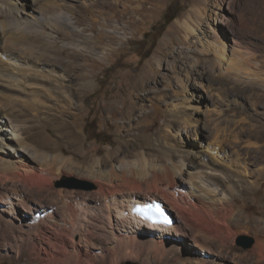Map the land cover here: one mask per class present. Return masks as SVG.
I'll use <instances>...</instances> for the list:
<instances>
[{"label":"rangeland","instance_id":"374dc122","mask_svg":"<svg viewBox=\"0 0 264 264\" xmlns=\"http://www.w3.org/2000/svg\"><path fill=\"white\" fill-rule=\"evenodd\" d=\"M174 4L182 10L149 48L144 33ZM21 7L28 22L16 18L13 9ZM1 24L2 65L21 66L15 87L33 93H23L33 95L29 106L14 103L16 121L25 125L21 141L36 153L27 161L52 169L35 179L11 165L17 154L0 143V264L57 257L47 244L54 231L82 243L78 262L65 264H264V246L253 250L264 234V0H0ZM8 135L0 132L1 140L11 142ZM191 146L214 149L225 170L237 166L258 186L233 191L232 235L209 239L173 209L184 233L170 234L177 240L159 249L146 245L153 231L133 229L145 241L141 247L130 242L126 221L108 224L111 202L124 199L127 206L131 194L123 173L148 161L160 171L177 166L186 178L192 170L184 169L180 150ZM69 177L95 187L57 185ZM102 186L121 190L102 195ZM240 235L254 242L244 248L236 243Z\"/></svg>","mask_w":264,"mask_h":264},{"label":"bare ground","instance_id":"6f19581e","mask_svg":"<svg viewBox=\"0 0 264 264\" xmlns=\"http://www.w3.org/2000/svg\"><path fill=\"white\" fill-rule=\"evenodd\" d=\"M13 11H15L17 13L16 18L19 17L20 20H21V18H25V20L28 22V18L31 17L30 13H24L25 10H23L22 7L20 9L14 8ZM65 19L67 22L71 21V19L68 16ZM4 28H3V25L1 24L0 25V30H1L0 36L1 37H3L6 34ZM211 29H212V27H211ZM75 30H77V29H75ZM213 32H214V30H213ZM221 44L224 46V42L222 40H221ZM219 49H221V48H219ZM219 51H221V50H218L217 52H219ZM221 53H223V52H221ZM223 54L218 55L219 57L217 56L219 60H223L221 58V57H223ZM0 67H3L1 59H0ZM19 68H22V67L17 65V64L11 63V64H8V67L4 66L3 70L0 71V132H2L3 130H7V133L9 135L7 137H5V139L6 138L11 139V142H8L6 140L5 141L1 140L2 139V137H1L0 143L3 145L4 148H6V149L9 148L10 151L15 152L17 154L16 157H14V159H13L14 164H11V165H13V166L17 165L18 167L21 168L22 171H26V170L31 171V173L34 174L33 177L36 179V178H41L42 176H44L43 174H47V172L51 174L50 171L52 168H49V170L47 169V167L45 169L43 167H42V169H40V168L34 169L35 165H31L29 163V161H30V159H32L34 161V159L36 157L35 150H34V152H29V148L21 141V139H22L21 138L22 136L20 135L21 131H22V133H26V131L25 132L23 131V129H24L23 127H25V125H22L21 127L18 125V122L16 121L18 119H16V115L14 114V109H15L14 103L18 100V101L23 102L25 105L29 106L28 102L32 100L31 97L33 95L30 96V100H29V98L24 96L23 93H25L26 95H29L32 92H29L26 89L22 90V88L15 87V81L21 80V77L19 76L20 73L17 70ZM58 78L60 79L59 83L61 84L62 79L60 78V76ZM141 78L142 77L137 79L138 80L137 83L140 82ZM20 90H22V91H20ZM10 91H16L18 93L20 92V93H22L23 97L21 94H19V96L17 98H13V97H9L8 95H5L7 92H10ZM20 98H22V100ZM26 98H28V99H26ZM35 100H37V98ZM1 134H3V133H1ZM2 136L4 137V134ZM0 148H2V147H0ZM170 148H169V151L171 150ZM172 150L174 151L173 148H172ZM176 151H177V149H176ZM180 151H182V152H180V153H182V158H183V159H181L182 165L186 166V167H184V169H186V170L191 169L192 170L190 173L187 171L188 177H186V178L185 177H179L177 175L180 171H182V170H180L179 172H176V171H178L177 166L175 167L176 171H174V169H171V167L165 168V166L162 167V168H164L163 171H162V169L160 171V169H156V168L160 167L159 164H158L159 167L158 166L156 167V166H153L154 165L153 163L152 164L148 163L147 160L146 161L148 164L146 163L143 166H140V169L138 168L136 170L130 171L129 173H127V174H129L128 176H126L125 173L122 174L123 178L128 177L129 183L126 184V187L131 192L129 199L127 200V206L125 204L126 201L124 199H122L121 201L114 200L113 202H111V204H110L111 206L107 208V210H108L107 216H108V224H110V225H113L115 219H120V220L127 222L124 225L126 227V229L128 230V231L126 230V233H129V231H130L131 234L129 233L128 235L132 236L134 238L133 240H130V242L136 241L139 244H141V247H142L143 243L145 242V241H140L139 239L137 240L136 236L132 235L133 233H135V231L133 229L136 227L140 228L143 231H146V229L150 232L153 231V234L150 236V238L147 237L146 240H148V241L146 242V245L156 246V247H158V249L160 247L163 248L164 246H166L165 244H167L168 242H171V240H177L176 239L177 237L172 238L171 237L172 235L173 236H175V235L176 236H182L183 235L184 232L182 231V228L180 227L179 223L176 221H174L173 224L171 226H168V227H164L162 225H156V226L148 225L144 221L139 220L137 215L132 212L133 205H135L137 203L144 204V203H147L153 199H156L159 202H161L163 207L167 210L168 213H169L170 209L175 210L179 214V216L184 220L183 222H186L187 225H189L193 229H196L197 231H199V233L203 232L204 234H208L209 236L212 235L209 239H211L213 237V238H216L218 241L222 242L223 240L228 238V237L223 236V234H226V236H228L230 231L233 230V228H232L233 223L231 222V218L234 215V208H233L232 199H231V195L233 194V191L240 194V192H250V191L254 190V188L258 187L257 185L256 186L253 185L249 179L244 178V175L241 173V171L237 170V166H233V167L229 166L228 169L225 170L224 166H222L223 165L222 164L223 162L221 160L222 157L217 156L215 154V150L212 148H208L206 150L205 148H202V146L197 148V149L191 146V150H183V148H182ZM180 153H178L176 155H179ZM28 156H30L31 158H28ZM27 159H29V161H27ZM3 162H5V161H3ZM27 163H29L30 165H27ZM8 164H10V163H8ZM183 171H182V173H183ZM97 176L100 178V177H102V174L99 173V174H97ZM33 177H32V179L34 180ZM137 177L138 178L140 177V178L136 179ZM194 178L198 179L200 182H198V184H196L193 181ZM224 178H227L228 180L233 181L232 187L230 186L232 189L228 186V184H224V182H222V180H224ZM186 180L188 181L187 182L188 184L186 183ZM216 181H219L222 183L218 184ZM140 182L144 183V187H142V184ZM189 183H191V184H189ZM193 184L197 185V186L193 187ZM189 185L190 186L192 185V186L190 187ZM93 186L95 187V184H93ZM201 186H203V188L206 192H202L199 190V188ZM119 187H122V186L119 185ZM141 188H143L144 190L143 191H135V189L140 190ZM115 189L112 190L108 187L106 188L105 186H102L99 188L98 191H99V193L104 195L108 192H110V194H113L114 191L121 190L118 187ZM140 193H143L145 195V198H143L142 200H139V198H138V195ZM156 196L163 198V200L169 205V207L166 206V204L163 202V200L161 198H158ZM262 207H264V205ZM72 216H74V215H72ZM113 218H115V219H113ZM117 221H119V220H117ZM41 222H43V221H41ZM48 222L50 223V220H48ZM53 222H54V220H53ZM35 223H36V221H35ZM69 223L72 225L73 221H71ZM46 224L47 223H45V225ZM50 224H48V225H50ZM116 224L117 223L115 222L114 225H116ZM48 225H46V226H48ZM71 225H70V227H71ZM55 226H57V225H55ZM32 227L34 228V226H32ZM52 228L54 231L55 227H52ZM56 229L60 230L59 228H56ZM34 230H35V228H34ZM34 232H36V230ZM41 233H42V231H41ZM44 233H46V232H44ZM53 233H55V234H53L54 239H51L50 240L51 242L48 241L47 244L50 245L49 247H51L52 250H54L52 244L56 247L55 253H56L57 257L54 256V258H53L52 252H54V251H52L51 252L52 255L50 257H48L47 260H46V258L41 259L42 264H65L67 259H71L74 263L78 262V256L80 254L79 246L82 244V243L80 244L79 239L77 238V240H76L72 237L68 238V237H66L67 235L63 234L64 232L63 233L62 232L57 233L54 231ZM170 234H172V235H170ZM230 234L232 235L233 233L231 232ZM260 234H261V232L259 231L257 242L255 244V247L253 248L255 253H258L262 249V247L264 246V234H261V235ZM139 236H140V234H139ZM38 237H39V235H38ZM141 237H143V234ZM48 238H49V236H48ZM31 244H33L32 241H31ZM33 245H31V246H33ZM144 246H145V243H144ZM43 248H44V246H43ZM35 249H36V247H35ZM139 249H141V248H139ZM48 250H50V249H48ZM40 251H41V249H40ZM47 254H48V251H47Z\"/></svg>","mask_w":264,"mask_h":264},{"label":"trees","instance_id":"16d2710c","mask_svg":"<svg viewBox=\"0 0 264 264\" xmlns=\"http://www.w3.org/2000/svg\"><path fill=\"white\" fill-rule=\"evenodd\" d=\"M182 10V7L179 5H170L167 6L163 16L162 21L154 26L151 27V29L144 33L143 41H151V45L149 48L153 45L154 41L158 38V36L163 32L165 27L176 17L179 15L180 11ZM149 55V52H145L142 56V58H145ZM89 125V124H88ZM87 124L85 127L88 126Z\"/></svg>","mask_w":264,"mask_h":264},{"label":"water","instance_id":"95a60500","mask_svg":"<svg viewBox=\"0 0 264 264\" xmlns=\"http://www.w3.org/2000/svg\"><path fill=\"white\" fill-rule=\"evenodd\" d=\"M61 183H63V184H57V185H63V186L68 187V188L78 187V188L91 189L93 187V184L91 182L77 180V179L72 178V177L65 178L64 182H61ZM169 213L172 216V219L175 220L172 212L169 211ZM253 242H254V238L251 236H248V235H240L236 240V243L238 245L243 246L244 248L250 247Z\"/></svg>","mask_w":264,"mask_h":264},{"label":"snow or ice","instance_id":"6c2138e0","mask_svg":"<svg viewBox=\"0 0 264 264\" xmlns=\"http://www.w3.org/2000/svg\"><path fill=\"white\" fill-rule=\"evenodd\" d=\"M157 211L160 212V215H161V216L163 215L162 210L157 209ZM145 215H147V213H145ZM163 222L167 223V219L165 218Z\"/></svg>","mask_w":264,"mask_h":264}]
</instances>
